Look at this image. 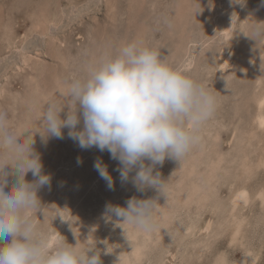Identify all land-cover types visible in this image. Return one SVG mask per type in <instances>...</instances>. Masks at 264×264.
Here are the masks:
<instances>
[{
  "label": "rangeland",
  "instance_id": "1",
  "mask_svg": "<svg viewBox=\"0 0 264 264\" xmlns=\"http://www.w3.org/2000/svg\"><path fill=\"white\" fill-rule=\"evenodd\" d=\"M262 5L264 0H0V112L21 143L33 138L42 172L51 177L50 186L37 192L42 211L31 213L51 243L63 236L82 250L95 248L89 255L99 251L102 264H264L263 107L262 125L255 123V102L264 94V40L255 36L257 23H264ZM131 41L158 49L217 101L214 117L200 130L201 143L181 162L166 158L156 166L167 180L164 195L122 183L119 161L107 150L81 148L68 128L63 139L41 135L46 106L64 105L67 82L83 74V65ZM67 111L66 105L62 119ZM97 159L108 166L112 189L95 169ZM7 179L9 187L16 182L15 175ZM25 179L36 177L28 172ZM240 188L248 203L232 208ZM132 197L157 198L159 230L145 233L106 218V205L126 207ZM235 217L241 229L231 241Z\"/></svg>",
  "mask_w": 264,
  "mask_h": 264
},
{
  "label": "clouds",
  "instance_id": "2",
  "mask_svg": "<svg viewBox=\"0 0 264 264\" xmlns=\"http://www.w3.org/2000/svg\"><path fill=\"white\" fill-rule=\"evenodd\" d=\"M231 3L244 5L246 0ZM255 36L264 40V23H257ZM82 72L67 82L63 106L56 102L46 106L41 135L63 139L62 130L68 128V136L81 148L107 150L119 161L116 170L122 183L131 181L139 192L155 189L164 195L167 180L156 166L166 158L181 162L201 143L200 130L215 114V95L169 64L158 49L140 41L124 43L115 54L105 53L84 64ZM20 135L9 130L6 114L0 112V241L11 237L0 244V264H102L99 251L89 255L95 248L82 250L61 235L53 244L39 229L31 213L42 211L37 192L50 184L51 177L42 172L33 139L21 143ZM94 167L112 189L108 166L97 159ZM8 168L14 171L6 172ZM28 172L36 177L33 182L26 181ZM9 174L16 176L11 187ZM126 205H106V218L116 217L118 223L147 233L159 230L157 198L132 197Z\"/></svg>",
  "mask_w": 264,
  "mask_h": 264
},
{
  "label": "bare ground",
  "instance_id": "3",
  "mask_svg": "<svg viewBox=\"0 0 264 264\" xmlns=\"http://www.w3.org/2000/svg\"><path fill=\"white\" fill-rule=\"evenodd\" d=\"M158 1V0H157ZM160 1V0H159ZM204 2H206V1H204ZM110 4H111V2H110ZM221 5V4H220ZM130 6V5H129ZM154 6V5H153ZM264 7V6H263ZM6 8V7H5ZM112 8H113V6H112ZM115 8V7H114ZM153 8V7H152ZM250 8V7H249ZM5 10V9H4ZM111 10V9H110ZM252 10H254V9H252ZM6 11V10H5ZM109 11V10H108ZM114 13V12H113ZM136 13V12H135ZM253 13H254V11H251L250 12V15L252 16L253 15ZM110 14V13H109ZM112 14V13H111ZM216 14V13H215ZM114 15V14H113ZM111 16V15H110ZM256 16V15H255ZM248 17H249V15H248ZM119 18V17H118ZM123 18V17H122ZM95 19V18H94ZM231 20V19H230ZM94 21V20H93ZM115 21V20H114ZM239 21V20H238ZM49 22V21H48ZM230 22H232V21H230ZM243 30V29H242ZM227 35V34H226ZM49 37V36H48ZM10 38V37H9ZM54 41V40H53ZM264 45V44H263ZM263 47V46H262ZM261 53H263V51L261 52ZM224 54V53H223ZM26 55V54H25ZM25 55H23V58H24V56ZM257 55V54H256ZM262 56H264V54H262ZM244 57V56H243ZM27 58V57H26ZM183 58V57H182ZM222 58V57H221ZM227 58V57H226ZM226 58H224V62H223V66L227 63V60L228 59H226ZM262 58V57H261ZM24 60V59H23ZM49 60V59H48ZM217 60V59H216ZM25 61V60H24ZM28 61H29V59H28ZM250 61V60H249ZM251 61H252V59H251ZM61 62V61H60ZM213 63V62H212ZM263 64H264V62H263ZM258 65V64H257ZM26 66V65H25ZM220 66V65H219ZM253 66H254V64H253ZM28 67V66H27ZM51 67V66H50ZM250 67H251V65H250ZM261 67V66H260ZM21 68V67H20ZM247 68V67H246ZM252 68V67H251ZM256 68V67H255ZM264 68V67H263ZM250 69V68H249ZM261 69V68H260ZM221 70V69H220ZM253 70V69H252ZM255 71V70H254ZM261 71V70H260ZM263 71V70H262ZM260 75V74H259ZM256 76V75H255ZM25 77H26V75H25ZM259 78V77H258ZM263 78V77H262ZM56 79V78H55ZM260 81V80H259ZM28 82V81H27ZM251 83V82H250ZM254 84H255V82H253ZM257 83H259V82H257ZM29 84H30V82H29ZM38 84V83H37ZM259 85V84H258ZM28 88V87H27ZM26 88V89H27ZM258 88V87H257ZM251 89H252V87H251ZM259 89V88H258ZM254 90V89H253ZM260 90V89H259ZM56 91V90H55ZM263 91V90H262ZM261 91V92H262ZM2 92V91H1ZM260 93V92H259ZM263 94V93H262ZM260 95V94H259ZM258 97V96H257ZM252 100V99H251ZM251 102V101H250ZM255 103H258V110H257V112L259 111L260 113H258L257 114V116L255 117V123H257L259 126L260 125H262V123H263V119H262V113H261V110H259V107L261 108V107H263L264 108V94L263 95H261V97H259V99H258V102H255ZM263 104V105H262ZM264 111V110H263ZM264 113V112H263ZM253 114V113H252ZM255 115V114H254ZM253 116V115H252ZM243 118V117H242ZM254 121V120H253ZM22 125V124H21ZM253 125V124H252ZM30 126V125H29ZM35 126H37V125H35ZM240 126H241V124H240ZM38 127V126H37ZM248 127V126H247ZM253 127V126H252ZM262 128V127H261ZM34 130V129H33ZM37 130V129H36ZM263 130V129H262ZM257 131H259V130H257ZM253 133V132H252ZM253 136V135H252ZM30 137H32V136H30ZM43 138V137H42ZM31 139H33V138H31ZM250 139V138H249ZM261 139V138H260ZM45 141V140H44ZM251 143H252V141H251ZM257 143V142H256ZM39 144V143H38ZM38 146V145H37ZM260 147V146H259ZM258 147V148H259ZM261 148V147H260ZM90 150H92V149H90ZM48 151V150H47ZM243 152V151H242ZM46 156V155H45ZM50 156V155H49ZM52 156V155H51ZM50 156V157H51ZM43 159V158H42ZM52 159V158H51ZM219 159V158H218ZM245 159V158H244ZM246 160V159H245ZM46 161V160H45ZM43 162V161H42ZM244 164V163H243ZM263 164H264V162H263ZM73 165V164H72ZM245 165V164H244ZM260 165V164H259ZM218 166H220V165H218ZM67 168V167H66ZM194 168V167H193ZM243 169V168H242ZM261 169V168H260ZM259 169V170H260ZM45 170V169H44ZM250 170H252V169H250ZM207 172V171H206ZM248 172V171H247ZM192 173V172H191ZM242 173V172H241ZM54 174H55V172H54ZM246 177V176H245ZM51 182V181H50ZM209 183V182H208ZM234 183V182H233ZM241 184V183H240ZM50 186V185H49ZM231 188H232V186H231ZM44 189H46V188H44ZM47 190V189H46ZM52 191V190H51ZM54 192H56V191H54ZM263 192V191H262ZM234 195H233V197H232V200H231V207L232 208H235V206L237 207V204L238 203H240V202H242V203H248V194H247V192L243 189V188H240V189H238L235 193H233ZM49 195V194H48ZM194 195V194H193ZM42 196H44V195H42ZM167 196V195H166ZM207 196V195H206ZM254 196V195H253ZM209 197V196H208ZM258 197H262L263 198V195L260 193L259 194V196ZM262 198L260 199V200H262ZM41 200V199H40ZM264 202V201H263ZM58 203V202H57ZM261 203H262V201H261ZM66 204H68V203H66ZM248 206V205H247ZM246 208V207H245ZM231 209V208H230ZM229 211V210H228ZM234 212V211H233ZM232 212V213H233ZM238 213V212H237ZM58 215V214H57ZM239 215V214H238ZM157 216V215H156ZM159 217V216H158ZM230 217H232V214H231V216ZM233 218V217H232ZM229 219V218H228ZM235 219H236V217H235ZM234 219V222H233V219H232V228H233V231L231 232L232 234V237H231V241H236L238 238H239V234H240V229H241V223H239L238 221H237V219L235 220ZM37 220V219H36ZM242 220V219H241ZM228 221V220H227ZM162 222V221H161ZM160 223V222H159ZM227 223V222H226ZM79 224V223H78ZM228 224V223H227ZM231 224V223H230ZM229 224V225H230ZM243 225V224H242ZM230 227V226H229ZM189 228H190V226H189ZM224 229V228H223ZM189 230V229H188ZM204 230V229H203ZM228 230V229H227ZM231 230V229H230ZM78 231V230H77ZM193 232V231H192ZM195 232V231H194ZM197 232H199V230L197 231ZM207 232V231H206ZM227 232V231H226ZM145 233H147V232H145ZM144 233V234H145ZM126 234V233H125ZM122 235V234H121ZM147 236V235H146ZM145 235H144V237H146ZM230 236V235H229ZM94 237V236H93ZM160 237V236H159ZM130 239V238H129ZM133 239V238H132ZM241 239V238H240ZM124 240V239H123ZM136 240V239H135ZM154 240V239H153ZM72 241V240H71ZM241 241V240H240ZM125 243V242H124ZM146 243V242H145ZM134 249V248H133ZM139 252H140V249H139V247L137 246V247H135V249L133 250V256L135 257V258H137V256H138V254H139ZM201 253V252H200ZM119 254V253H118ZM246 257V256H245ZM134 258V259H135ZM249 258V257H248ZM254 258V257H253ZM120 259V258H119ZM245 260H246V258H244ZM117 260V259H116ZM129 261V260H128ZM127 260H126V262L124 261V263L125 264H129V262H128ZM250 261V260H249ZM117 262V261H116ZM216 263V262H215ZM227 262H223V261H220L219 260V262L217 263V264H226ZM240 264H255V261L254 260H252V261H250L249 263H246L245 261H242Z\"/></svg>",
  "mask_w": 264,
  "mask_h": 264
}]
</instances>
